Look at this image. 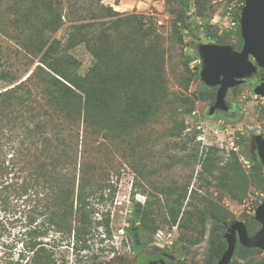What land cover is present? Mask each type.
<instances>
[{
  "label": "rangeland",
  "instance_id": "obj_1",
  "mask_svg": "<svg viewBox=\"0 0 264 264\" xmlns=\"http://www.w3.org/2000/svg\"><path fill=\"white\" fill-rule=\"evenodd\" d=\"M78 1L82 8L80 15H73L72 21L65 22L56 33L48 35L61 41L67 40L69 36L74 38L75 47L71 50V55L80 64L81 72H87L97 61L101 62L103 74L109 80V86L99 87L94 95L101 108L100 112L102 111L101 117L105 115L112 120L116 113H120L118 96L123 97L125 105L127 101L131 102L133 84L140 76H145L140 73L138 67L145 60V53L152 50L153 43L156 44L155 36L148 37L146 33L156 32L161 35L160 43L156 46L163 55V76L170 99L171 93L182 90L180 80L184 74L185 57L196 58L191 64L194 71L195 67L201 66L197 46L189 43L195 39L189 31H185L188 44L181 46L176 42L172 34L175 16L170 12L167 0ZM189 1L188 22H192L193 32H199L193 22L201 25L206 21L216 26L219 33L236 30V26L231 23L236 22L233 12L243 4V0ZM33 3L35 0H0L1 27L10 31H0V59L13 64L15 70H21L22 80L38 64L39 57L33 59L27 56L24 43L13 38L21 36L26 40L30 32L22 35V30L26 28ZM171 6L182 10V0H172ZM109 9L116 13H109ZM38 12L41 17H45L42 10ZM220 22L224 23L223 28ZM138 29L144 43L136 50L138 54L135 62L127 65L123 61V52L135 49L133 45H129L128 35ZM199 36L203 38L204 34L199 33ZM111 82L113 86H110ZM254 87L247 83L229 92L226 98L229 106L227 113L216 111L212 114L210 101H197L191 115L184 114L181 109L176 118L172 115V109H167L168 105H163L162 102L158 116L134 133L117 127L108 129L102 121H97L101 118H95L88 131L91 150L89 160L99 168L110 170V187L105 193L110 197V192L114 189L115 196L113 202L96 204L97 213L94 220H101L110 212L112 235L107 236L102 227L95 228L89 241L90 248L79 252L74 246L73 237H63L62 234L50 231L48 237L41 240L46 244V249L53 253L57 264H109L114 260L135 264L145 254L160 252L171 263L178 261L179 264H207L209 241L215 220L206 221L205 236L196 243V240L201 238L202 229L198 213L203 211H215L224 216L230 224L236 221L244 222L249 232L255 233L256 225L249 223V220L254 217L257 207L264 202V170L254 169L257 159L253 140L256 136L264 134V105H261L262 100L259 97H254ZM203 88L201 80H194L190 90L195 92ZM34 92L55 121L66 123V127L70 124L64 112L47 103L46 96L42 94V87ZM183 120L187 128L191 129L195 124H201L209 131L228 127L232 132H236L240 142L237 155L243 172L238 175L228 174L225 167L231 160V154L221 150L212 155L217 160L215 176L211 177L205 172L203 160L210 150L202 151L195 141L189 140L193 133L187 132V129L181 138L171 135L174 127ZM84 126V123H80L75 128L81 141L86 133ZM69 133L66 131L64 135L68 136ZM184 143H187V146L182 150ZM136 170H140L142 174ZM96 177H100V173ZM186 187V198L181 200V204L174 203L172 200L177 199ZM171 190H175V193L170 194ZM31 194L32 191L29 195ZM28 197L13 199L11 211L0 207V264L25 263L20 252L24 249L23 233L26 228L24 221L20 220H23L29 208ZM135 204L152 210L156 223L160 226L150 238L142 233L143 247L139 250L134 248L129 231ZM172 207L180 208V215L177 223L171 226L169 210ZM227 212L230 215H227ZM16 218H19L18 221ZM41 221L42 219H39L37 223ZM139 232L141 233L140 230ZM231 264H264V251L249 252L237 245Z\"/></svg>",
  "mask_w": 264,
  "mask_h": 264
},
{
  "label": "trees",
  "instance_id": "obj_2",
  "mask_svg": "<svg viewBox=\"0 0 264 264\" xmlns=\"http://www.w3.org/2000/svg\"><path fill=\"white\" fill-rule=\"evenodd\" d=\"M242 2L243 4L233 12V19L237 22L235 31L219 33L216 26L206 21L201 25L193 22L195 28L199 30L195 33L191 27L192 22H188L190 1L182 0L183 8L179 11L171 6L172 0H167L170 12L175 16L172 34L176 42L181 46L188 44L185 31H189L195 38L189 42L194 47L208 42L232 44L236 50H241L243 39L239 20L245 0ZM32 8L26 28L22 30V35L30 32L26 40L21 36L9 37L24 43L26 55L33 59L39 57L38 64L22 80L21 70H15L13 64L0 59V86H3L0 88V207L11 211L13 199L29 196L27 198L29 208L23 220H20L24 221L23 225L26 228L23 233L24 249L20 252L25 262L23 264H57L53 253L46 249V244L41 240L48 237L50 231L62 234L63 237H73L74 246L79 252L90 248L89 241L93 237L95 228L102 227L107 236L112 235L110 212L101 220H94L97 213L96 204L113 202L115 190L112 189L111 196L107 197L105 192L110 187L108 183L110 170L99 168L89 160L91 150L88 131L93 120L101 118L97 121H102L108 129L117 127L134 133L158 116L162 102L163 105H168L167 109H172V115L176 118L181 109L184 114L191 115L197 101H210L213 106L217 90L206 86L200 74L191 67L196 58L186 56L183 61L184 74L180 80L182 90L171 93L170 99L163 76V55L156 46L160 43L161 35L148 32L146 33L148 37L155 36L156 44L150 40L154 44L152 50L145 53V60L138 67L140 73L145 76H140L133 84L134 97L132 96L131 102L127 101L125 105L123 97L118 96L120 113H116L112 120L105 115L101 117L102 111L100 112L101 108L94 95L99 87L109 86L101 62L97 61L87 72H81L80 64L71 55V50L75 47L74 38L69 36L67 40L61 41L48 35V33H56L65 22L72 21L73 15H80L79 11L82 10L80 2L35 0ZM39 10L45 13V17L39 15ZM108 11L116 13L111 9ZM1 22L2 20H0V31L10 32L1 27ZM139 31L140 29L135 30L128 35V43L135 49H127L123 52V61L127 65L135 62L134 59L138 54L136 50L144 43ZM199 33H203L204 37H200ZM33 62L35 63V60ZM194 80H201L204 84L203 90L191 92L190 87ZM110 86H113V82ZM39 87H42V94L46 96L47 103L64 112L71 126L68 123L66 127V123L55 121V118L43 107L34 92ZM236 89L237 87L232 88L228 93ZM80 123L85 124L86 131L82 141L79 132L77 134L75 129ZM186 129L183 120L174 127L171 135L181 138ZM66 131L70 132L68 136L64 135ZM189 140L195 141V135ZM186 146L187 143H184L181 146L182 150ZM209 150V154L203 160V169L214 177L217 160L212 155L220 149L214 146ZM254 169L264 170V165L257 161ZM136 171L142 174L140 170ZM225 171L234 175L243 172L237 153H231V160ZM98 173L100 177H96ZM158 190L166 192L163 189ZM30 191L33 194L29 195ZM187 191L188 187L172 201L181 204V200L187 196ZM169 193L173 194L175 190ZM169 215L171 226L175 225L180 215V208H170ZM227 215H230L229 212ZM198 216L202 221V229L201 238H198L196 243L205 236L206 221L215 220L209 241L207 264H217L227 249L224 234L230 223L215 211H203L198 213ZM18 219L16 218L17 221ZM39 219L42 221L37 223ZM139 223L141 235L143 233L149 238L160 228L153 211L149 208L143 209ZM249 223L255 224L257 228L252 234L247 227L249 235L253 236L260 230L261 225L253 216ZM237 245L249 252H263L260 249L245 248L240 243Z\"/></svg>",
  "mask_w": 264,
  "mask_h": 264
},
{
  "label": "water",
  "instance_id": "obj_3",
  "mask_svg": "<svg viewBox=\"0 0 264 264\" xmlns=\"http://www.w3.org/2000/svg\"><path fill=\"white\" fill-rule=\"evenodd\" d=\"M239 25L243 47L235 50L232 44L200 43L197 46L201 66L195 67L199 71L203 83L211 88H218L215 104L211 113L216 111L228 112L226 98L228 91L241 86L245 80L254 77L259 71H264V0H245ZM253 93L264 98L263 79L254 87ZM253 149L257 161L264 165V137L258 135L253 140ZM141 207V204H137ZM255 220L261 225L260 230L253 236L249 235L244 222L236 221L227 226L224 239L227 249L217 264H231L237 244L245 248L264 251V202L254 214ZM137 229H134V232ZM136 237L138 233L136 232ZM148 264H170L162 260Z\"/></svg>",
  "mask_w": 264,
  "mask_h": 264
},
{
  "label": "built area",
  "instance_id": "obj_4",
  "mask_svg": "<svg viewBox=\"0 0 264 264\" xmlns=\"http://www.w3.org/2000/svg\"><path fill=\"white\" fill-rule=\"evenodd\" d=\"M229 16L231 12L228 13ZM227 18H229L227 16ZM215 23L218 24V21L215 20ZM233 26L237 25V22H231ZM222 28L224 23H221ZM220 25V27H221ZM258 98L259 96H254ZM262 102L261 105H264V98L259 97ZM187 132H192L195 135V142L199 145L202 151L209 150L211 147H218L221 151H226L228 154L232 152L239 153L240 142L239 138L236 136V132L228 127L209 131L204 128L201 124H195L193 129L187 128ZM106 237V235H104Z\"/></svg>",
  "mask_w": 264,
  "mask_h": 264
},
{
  "label": "flooded vegetation",
  "instance_id": "obj_5",
  "mask_svg": "<svg viewBox=\"0 0 264 264\" xmlns=\"http://www.w3.org/2000/svg\"><path fill=\"white\" fill-rule=\"evenodd\" d=\"M238 51H240V50H238ZM263 75H264V71H259L257 75H254V77L245 80L242 85L249 83L253 86H256L263 79ZM224 113H227V112H224ZM262 136L264 137V134H262ZM256 159H257V157H256ZM142 211H143V206L137 207V204H135L134 208L132 210V213H131V224H130L129 231H130V235L132 237L134 248L136 250H139L143 247L142 236H141V233L139 232V226H137V223H139V218H140V214ZM139 225H140V223H139ZM134 229H137V230H135V232H134ZM136 232L138 233V237H136V234H135ZM159 260H162V261H164L166 263H170V264H179L178 261H174V263L173 262L171 263L170 260L168 258H166L164 256V254L161 252L160 253L145 254L144 256H141L138 259V261L135 262V264H148L150 262H155V261H159ZM109 264H126V262L124 263V262H120L118 260H114L113 262H111Z\"/></svg>",
  "mask_w": 264,
  "mask_h": 264
}]
</instances>
